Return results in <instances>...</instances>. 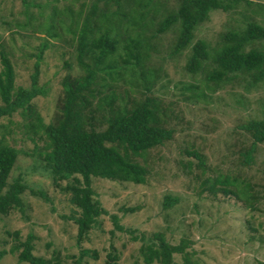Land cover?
<instances>
[{"label":"rangeland","instance_id":"rangeland-1","mask_svg":"<svg viewBox=\"0 0 264 264\" xmlns=\"http://www.w3.org/2000/svg\"><path fill=\"white\" fill-rule=\"evenodd\" d=\"M120 3L118 7L99 2L92 13L91 0H0V52L13 67L16 88H30L35 55L43 42L48 44L37 82L45 96L31 101V117L17 111L0 119V139L19 151L8 184L20 179L29 187L21 195L22 211L0 215V264H27L18 262L21 249L11 250L29 235H33L32 255L52 260V264H108L109 252L116 256L111 264H146L140 247L156 234L169 245L184 244V255H173L174 264H183L185 259L190 264H264V142L255 146L252 161L242 164V154L252 146L253 138L240 128L264 120V82L250 86L249 77L236 73L229 81L213 84L206 78L215 66L211 59L196 74L184 68L197 41L206 42L212 53L222 45L225 33L244 30L251 22L264 26V0H240L226 11L211 12L209 20L193 31L188 47L178 53L174 47L179 25L163 33L157 29L162 18L178 10L179 0ZM53 13L56 38L41 28ZM101 14L111 15L113 20L102 24ZM88 15L94 20L92 37L113 25L110 35L120 40L113 57L117 62L124 55L127 38L140 36L144 54L141 67H134L133 61L128 66L121 62L123 78L115 91L126 102H140L147 96L160 100L169 115L163 127L173 134L162 146L134 158L148 169L146 184L91 178L93 199L106 214L78 243L77 226L69 217L77 218L79 212L68 193L45 176L44 161L35 155V144L25 125L36 116L43 125H56L60 119L64 84L73 87L84 75L72 32L82 27ZM250 49L264 52V40L249 44L245 51ZM83 62L95 66L88 54ZM183 85L194 89L184 91ZM105 125L95 129L104 130ZM37 146L41 149L42 142L37 141ZM193 152L201 157L203 166H197L198 159L188 154ZM224 178L228 184L213 185ZM203 179L205 185L201 184ZM65 184L61 182L62 187ZM31 190L45 192L48 201L32 195ZM166 196L177 199L172 207L163 206ZM113 217L123 230L115 228ZM86 250L88 254L82 255Z\"/></svg>","mask_w":264,"mask_h":264},{"label":"trees","instance_id":"trees-1","mask_svg":"<svg viewBox=\"0 0 264 264\" xmlns=\"http://www.w3.org/2000/svg\"><path fill=\"white\" fill-rule=\"evenodd\" d=\"M93 2L92 13L97 9V3L102 2L105 6L121 5V1L127 0H91ZM232 1V2H231ZM180 6L177 11L168 13L159 22L158 33H163L175 25H179V34L174 47V53L184 50L194 38L193 31L196 27L209 20L211 12L226 11L234 7L240 0H230L224 3L222 0H179ZM55 10V9H54ZM55 12V11H54ZM53 13L50 19L41 25L47 35L56 38L57 34ZM80 16V12L77 13ZM102 24L112 19L111 15L101 14ZM125 17L126 15H122ZM144 16V15H143ZM94 20L92 15L86 16L82 27L72 32L77 46V61L84 71L83 77L77 79L78 83L71 87L64 84V101L62 104L61 117L55 124L43 125L41 119L36 116L35 120L28 122L25 129L30 131V140L35 144L34 153L42 161V169L45 176L52 183L59 186L62 192L68 193L69 200L78 210V217H69L77 226L78 243L88 234L96 220L106 214L97 200H94V192L91 188V178L117 180L130 182L137 185L146 184L148 169L134 161V158L144 157L149 150L162 146L170 141L173 131L164 128L163 124L169 118L162 103L155 97H145L140 102H129L115 91L116 84L123 78L122 65L141 67L143 53L140 50L142 43L140 36L128 37L123 46L124 55L121 61L113 57L117 53L120 40L111 37L113 25L105 27L98 36H93L95 29L92 27ZM97 22V21H95ZM95 24V23H94ZM120 22L117 24L119 26ZM135 24V22L133 23ZM98 29V28H97ZM69 29L68 31H70ZM100 32V29H98ZM73 40V39H72ZM264 40V26L257 23H248L244 30L239 32L230 31L223 35L222 45L212 49V53L206 42L197 41L191 48V55L185 64V70L190 74H196L204 68V62L211 59L215 65L206 78L213 84L233 79V74H242L250 79V86L264 82V52L258 49L245 48L255 41ZM122 42V41H121ZM48 44L43 42L39 52L35 55L34 72L30 76V88L15 87L14 71L10 61L4 52H0V119L9 117L20 111L22 116H30L31 101L38 96H45L46 91L38 87L39 64L42 61L43 52ZM88 54L95 61L91 67L83 62V56ZM126 68V66H125ZM99 74L101 76H99ZM144 76L143 74H141ZM149 79L153 74L148 75ZM235 76V75H234ZM99 77V81L97 78ZM144 80L147 81L145 77ZM184 91H193L191 85H183ZM149 90V87L146 88ZM94 105V107H93ZM105 125L104 130H96L99 125ZM240 128L251 134L252 146L242 154V164L252 161L255 146L264 142V120L252 121ZM37 141L43 146L38 149ZM38 150V152H37ZM19 151L8 146L4 139H0V215H7L14 209L23 210L21 195L29 189L20 179L8 184V178L17 160ZM193 154L199 161L197 166H203V160L196 153ZM40 160V161H41ZM189 166L188 163H186ZM203 179V185L206 184ZM228 178L217 183L228 184ZM65 182V186H61ZM214 187V186H213ZM210 189V188H208ZM225 193H233L223 190ZM246 193V192H244ZM34 196H41L48 201L43 191L31 190ZM248 195V194H247ZM250 198V197H248ZM247 198V199H248ZM177 199L166 196L163 206L172 207ZM133 209H130L132 211ZM115 228L123 230L117 224V218H112ZM14 236L17 238L18 233ZM33 235H29L23 242L11 250V253L20 250L18 262L27 264H52V260H45L32 255ZM143 240V238H142ZM158 243H155V242ZM140 252L146 264L158 262L159 264H174L173 255H184V244L169 245L160 234H156L142 244ZM82 255L88 251H82ZM95 258L96 253H93ZM3 255V254H2ZM1 255V256H2ZM187 258V257H186ZM108 264L116 259L114 253L107 254ZM57 263V262H56ZM183 264H190L187 259Z\"/></svg>","mask_w":264,"mask_h":264}]
</instances>
